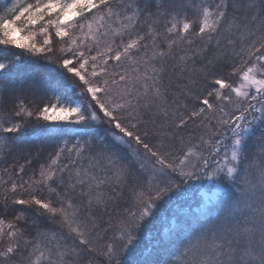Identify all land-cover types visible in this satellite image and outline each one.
Listing matches in <instances>:
<instances>
[{"label":"snow or ice","instance_id":"6c2138e0","mask_svg":"<svg viewBox=\"0 0 264 264\" xmlns=\"http://www.w3.org/2000/svg\"><path fill=\"white\" fill-rule=\"evenodd\" d=\"M38 22L40 44L17 35ZM0 49L11 54L0 81L33 54L56 74L29 82L51 93L42 107L0 90V105L13 104L0 114V159L32 118L81 129L35 170L30 152L0 170V209L11 213L0 215V264H126L157 202L201 177L230 188L227 199L199 230L177 232L161 264H264V0H15L0 15ZM209 77L218 87L201 99L194 90ZM174 80L195 103H169ZM97 126L132 152L113 150ZM44 128L42 143L62 136ZM17 206L51 226L30 228Z\"/></svg>","mask_w":264,"mask_h":264},{"label":"trees","instance_id":"16d2710c","mask_svg":"<svg viewBox=\"0 0 264 264\" xmlns=\"http://www.w3.org/2000/svg\"><path fill=\"white\" fill-rule=\"evenodd\" d=\"M14 0H0V15H3V11L12 4ZM186 4L193 3V0H183ZM196 4H199L200 0H194ZM186 15L189 20L195 19L197 13L195 9H187ZM43 26V22H38L35 26H30L28 29L23 31L24 35H28V31L36 33L34 41H29V43L35 42L40 44L42 42V35L40 34V27ZM165 25L160 24V30L163 31ZM195 29V25L193 26ZM54 32V29H50ZM193 39H196L194 33L192 36ZM58 38L53 37L54 42ZM20 49H15V52L19 54ZM94 54V53H93ZM10 53L5 50L0 49V57L9 56ZM24 64L17 65L10 73L8 74L6 81H0V90L3 89L5 84H10L14 89L11 93L5 94V99H8V96L11 95L13 98L19 96L24 100L25 104L32 108L33 104L29 101H35L36 106H43V103L48 102V97L51 95L50 92L40 85L33 87L29 86V82L33 80L39 81L42 77L48 80L56 78V74L51 73L45 66L47 61L39 60L35 58V54L31 57H24ZM197 61V66L199 65ZM111 70V69H110ZM231 82H233L234 87L238 85L239 81L237 77H232ZM167 84L168 81L166 80ZM179 83L180 86L183 85V82L173 81L172 87L169 89V103H188L191 105L195 103L192 97L185 99L180 93V86H177ZM214 87H218L214 84V78L209 77L206 81H200L195 88V94L200 95L201 99L207 95L208 92L212 91ZM68 94L73 100L81 99L79 97V89H69ZM43 101V103H42ZM53 103L55 101H52ZM12 101L9 100L8 103L0 105V114H7L11 116L12 114ZM45 124H51L58 132L62 134L61 137H57L55 140L49 139L47 143H42L38 138L45 135ZM97 133L103 136L104 143L113 147V150L117 151L120 155H124L125 152H132V149L127 148V146L120 144L119 141H116L113 135L108 134L110 129L106 131L104 128L97 126ZM81 129L77 125H73L68 121L62 122H40L35 118H32V122L24 128L21 133L18 134L14 142L9 145L10 152L5 150V158L0 159V170L9 167L10 164L15 163H24L23 156L29 155L31 153L30 159L32 160L31 168L35 170L39 164H45L50 162V154L54 153V150L62 142V140H67L69 146L79 138H81L78 133ZM118 147H114L117 146ZM179 146V145H178ZM37 149H39V154H37ZM191 169H186L190 171ZM197 179L188 181L182 186L178 192H173L169 197L165 198L162 201L157 202V207L154 210L152 217L147 218L141 225L140 229L134 233L137 236V247L134 254L130 255L126 264H144L145 261H150L151 264H161V261L170 259L168 253L170 250H173L169 247L168 242L176 238L177 232H181L182 235L180 239H183L192 230H199L202 226V222L205 221L206 217L209 215V209H219L222 208V201L227 199V193L231 190L228 187H225V190L219 196V198L207 205L205 208L193 207L186 205L184 209H176L175 204L182 198H185L186 195L191 194V199L195 198V192L193 189L199 187L203 183ZM230 183V182H229ZM192 189V190H191ZM47 195V193H45ZM131 193L125 192V199H129ZM131 201L129 200V203ZM123 204V202H121ZM124 207H127V204H123ZM19 209H22L26 212L28 217V222L30 228L32 227H50L51 225L45 219V217L38 214L36 208H27L23 209V206H17ZM70 211V210H69ZM0 215H4L6 219H11V213H6L3 209H0ZM123 215L122 211L119 209L114 213V217H119ZM59 219V218H57ZM35 220L36 224L32 225V221ZM167 223V225H166ZM61 229L60 224L58 223L55 226V230L59 231ZM66 230V229H65Z\"/></svg>","mask_w":264,"mask_h":264},{"label":"rangeland","instance_id":"374dc122","mask_svg":"<svg viewBox=\"0 0 264 264\" xmlns=\"http://www.w3.org/2000/svg\"><path fill=\"white\" fill-rule=\"evenodd\" d=\"M24 2L25 0H21V3H24ZM27 2H33V0H27ZM13 3H15V0L12 2V4ZM12 4L9 7H11ZM22 23H25L23 18L20 22H18V24H22ZM17 35H24V34L23 32H20V33H17ZM68 115L74 116L75 114L69 113ZM226 143H228V141H226ZM197 181H198L197 183L201 181V183L203 184L193 189V191L195 192L194 194H196L195 198L191 199V196H192L191 194L186 195L185 198L180 199L175 204L177 210L184 209L186 205L193 206L194 208L195 207L205 208L210 203L216 201L219 198V196L222 194V192L225 190V186L223 184H220L215 179H208L207 177H201Z\"/></svg>","mask_w":264,"mask_h":264}]
</instances>
